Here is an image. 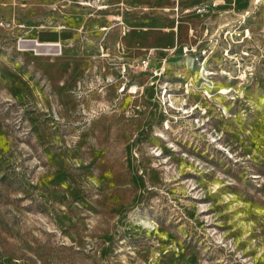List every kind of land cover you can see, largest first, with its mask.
Instances as JSON below:
<instances>
[{"label": "rangeland", "instance_id": "rangeland-1", "mask_svg": "<svg viewBox=\"0 0 264 264\" xmlns=\"http://www.w3.org/2000/svg\"><path fill=\"white\" fill-rule=\"evenodd\" d=\"M0 264H264V0H0Z\"/></svg>", "mask_w": 264, "mask_h": 264}]
</instances>
